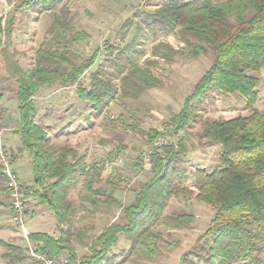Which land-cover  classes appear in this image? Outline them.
<instances>
[{"label":"rangeland","instance_id":"1","mask_svg":"<svg viewBox=\"0 0 264 264\" xmlns=\"http://www.w3.org/2000/svg\"><path fill=\"white\" fill-rule=\"evenodd\" d=\"M164 1L63 0L50 11H16L10 33H0V148L10 170L18 176L25 200L22 229L10 222L12 198L0 157V264H35L32 251L37 252V243L31 241L30 235L37 231L54 239L66 238L69 253L76 255L75 263L87 264L101 230L121 223L122 209L135 201L141 186L150 180L152 154L164 152L171 140L186 154L182 159V166L189 173L182 185L185 191H175L168 199L159 222L149 226L153 234L142 246L119 236L109 252L88 264H181L183 258L187 264H203L195 256H206L205 248L209 249L201 236L212 221L214 209L190 196L187 189L193 185L191 176L197 169L209 171L219 162L221 148L207 145L198 135L205 120L226 121L247 116L250 111L237 94H217L203 102V109L186 130L174 139L169 137L171 118L179 113L185 98L209 69L213 54L194 57L178 34L151 37L142 30L144 13L153 12ZM6 8L5 0H0V18L6 15ZM56 18L60 24L52 34L50 27ZM107 43L122 51L130 43L143 49V55L134 57L133 62L148 70L153 86L144 87L138 98L118 94L111 102L95 108L78 97L77 89L87 88L97 70L99 77L106 76L122 89L114 61L125 60V52L117 57L115 49L108 56ZM63 44L65 48L61 47ZM41 50L55 55L66 51L77 66L94 54L97 57L74 85L64 87L62 80L52 79L41 83L32 97L34 122L45 133V141L36 149L42 154L39 161L35 160L40 168L39 186L34 182L22 184V173L15 169L18 159L26 160L31 168L34 162L21 143L16 81L34 68L36 54ZM51 68L52 65L47 74ZM62 71L57 74H66L69 69ZM251 74L259 81L253 107L264 112V68ZM60 155L66 157L71 168L65 181L55 185L54 174L45 169L48 156L57 161ZM42 194L53 202L43 203ZM33 206L40 207L44 218L36 214L27 220L35 210ZM62 256L69 258L68 254ZM259 259L264 262V247Z\"/></svg>","mask_w":264,"mask_h":264},{"label":"trees","instance_id":"2","mask_svg":"<svg viewBox=\"0 0 264 264\" xmlns=\"http://www.w3.org/2000/svg\"><path fill=\"white\" fill-rule=\"evenodd\" d=\"M62 1L5 0L8 10L0 18V33L3 35L6 30L10 33L16 11H50ZM144 14L141 24L145 28H141L151 37L176 33L191 48L194 57L207 52L213 54L209 69L194 85L192 94L185 98L179 113L171 118V139L189 127L196 113L203 109V102L214 95L237 94L250 111L247 116L226 121L205 120L202 124L199 139L209 146H219L221 152L219 162L211 170L197 169L193 173V185L187 189L190 196L214 209L212 221L201 236L209 249L204 247L206 256L195 257L203 264H264L259 259L264 247V112L253 107L258 99L259 81L251 74L264 68V0H165L153 12ZM58 24L60 20L56 18L50 33L56 31ZM131 44L124 51L105 44L108 56L111 55L108 52L115 49L117 57L125 52V60L120 63L112 59L115 72L121 76L122 89L106 76L99 77L101 73L97 70L87 88L77 89L80 99L96 108L111 102L118 94L138 98L144 87L153 86L148 70L133 62L134 57L143 55V49ZM69 54L38 51L34 68L16 81L21 143L33 156L34 183L39 186L40 168L35 160L39 161L42 154L36 149L45 141V133L34 122L32 97L41 83L52 79L62 80L64 87L74 85L97 57L94 54L77 66ZM155 54L157 56V52ZM51 65V72L47 74ZM61 69L65 72L69 69V72L57 74ZM125 89L133 95H126ZM170 142L164 152L152 154L151 178L141 186L135 201L122 209L121 223L110 224L96 237L90 263L109 252L119 236L124 235L132 244L142 246L153 234L149 226L159 222L168 199L175 191H185L182 185L189 179V173L182 166V159L186 154L173 140ZM70 168L66 157L60 155L57 161L48 156L45 170L54 174L57 179L54 184L59 185L65 181ZM40 197L45 200L43 203L53 202L46 194ZM30 238L37 243V252L50 257L68 254L71 263L76 264V255L69 253L70 244L66 238L54 239L39 233L31 234ZM150 245L154 247L153 243ZM148 250L152 252L153 248ZM185 261L183 258L181 264H187Z\"/></svg>","mask_w":264,"mask_h":264},{"label":"built area","instance_id":"3","mask_svg":"<svg viewBox=\"0 0 264 264\" xmlns=\"http://www.w3.org/2000/svg\"><path fill=\"white\" fill-rule=\"evenodd\" d=\"M1 149V148H0ZM3 149L0 150V157L4 163V169L2 173L5 175L7 179V189L10 191V196L12 198L11 202V210L12 216L10 222L20 228L23 227V217H24V203L22 190L20 189L18 176L10 170L8 166L7 157L3 154ZM26 234V231L24 229ZM32 251V260L35 264H72L70 259L65 256H57V257H49L43 253H38Z\"/></svg>","mask_w":264,"mask_h":264},{"label":"crops","instance_id":"4","mask_svg":"<svg viewBox=\"0 0 264 264\" xmlns=\"http://www.w3.org/2000/svg\"><path fill=\"white\" fill-rule=\"evenodd\" d=\"M7 9L8 8H6V12H7ZM8 58L10 59V57H8ZM12 79H13V77H12ZM3 94H4V92L1 91V95H3ZM11 142H12V140H11ZM6 143H9V141H7ZM16 161H17V163H16L17 166H15V169L17 171H19V172L22 173L21 183L22 184H25L26 183V185H30L32 182H34V174H33V169L31 168V165L26 160H24V159H21V160L18 159ZM25 177H27V181H26V178ZM32 208H33L32 210H34V209L35 210L32 212V216L29 217L27 220L33 219L36 216V214H42L40 212V209H39L40 207L39 208L38 207L35 208V206H33ZM41 216L44 218L43 214ZM2 223L3 222L0 220V232H1ZM14 229L12 228L11 231H16V229L15 230ZM38 232L40 233V231H37V232H34V233H38ZM41 233H47V232H41ZM10 234H11V236L15 235L12 232H10Z\"/></svg>","mask_w":264,"mask_h":264}]
</instances>
